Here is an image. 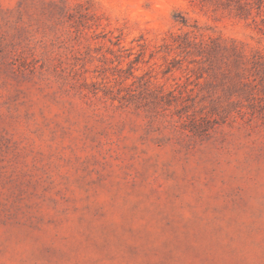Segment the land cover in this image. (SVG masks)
Instances as JSON below:
<instances>
[{"label":"rangeland","instance_id":"1","mask_svg":"<svg viewBox=\"0 0 264 264\" xmlns=\"http://www.w3.org/2000/svg\"><path fill=\"white\" fill-rule=\"evenodd\" d=\"M0 264H264V0H0Z\"/></svg>","mask_w":264,"mask_h":264}]
</instances>
